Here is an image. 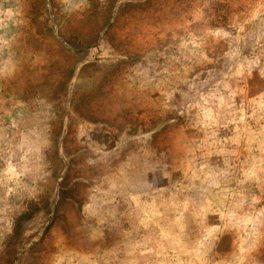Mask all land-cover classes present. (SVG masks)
<instances>
[{
  "label": "rangeland",
  "instance_id": "obj_1",
  "mask_svg": "<svg viewBox=\"0 0 264 264\" xmlns=\"http://www.w3.org/2000/svg\"><path fill=\"white\" fill-rule=\"evenodd\" d=\"M0 264H264V0H0Z\"/></svg>",
  "mask_w": 264,
  "mask_h": 264
}]
</instances>
